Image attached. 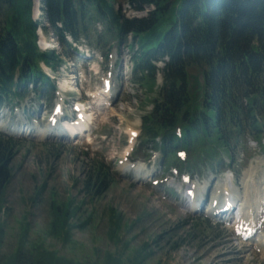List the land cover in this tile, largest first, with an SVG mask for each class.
Returning <instances> with one entry per match:
<instances>
[{"label":"trees","instance_id":"16d2710c","mask_svg":"<svg viewBox=\"0 0 264 264\" xmlns=\"http://www.w3.org/2000/svg\"><path fill=\"white\" fill-rule=\"evenodd\" d=\"M41 1L47 22L62 42L66 34L78 40L86 31L81 21L87 7L93 11L92 17L105 22L112 38L122 41L131 35L134 43L143 45L133 55L135 82L150 92L156 75L152 62L169 57L163 88L142 123L143 141L156 145L157 138L162 137L160 149L168 162L176 161V148H185L193 160L189 169H195L194 161L217 158L219 148L229 152L230 140L239 141L246 134L261 139L258 119L264 122V0H129L138 12L153 7L146 17L132 19L115 9L114 0ZM32 7V0H0V94L7 98L12 96L9 92L18 68L22 79L25 75L39 76L45 85L48 80L40 72V63L57 68L61 62L55 52L39 50V23L32 19ZM179 128L183 131L180 139L176 135ZM22 142L0 133V245L5 194L14 177L12 163ZM115 182L110 166L103 159L94 160L84 173L82 192L86 198L53 205L52 234L68 239L82 208ZM110 213L108 234L120 240L123 218L113 208ZM191 221L175 227L179 231L173 242L175 250L185 241L203 242L208 237L207 221ZM218 233L213 230L208 238L217 240ZM166 235L168 231L153 243L157 246L165 242ZM147 246L129 261L142 264ZM13 254L16 264L34 263L24 246ZM106 259V264H124L110 254ZM2 260L0 252V264Z\"/></svg>","mask_w":264,"mask_h":264},{"label":"rangeland","instance_id":"374dc122","mask_svg":"<svg viewBox=\"0 0 264 264\" xmlns=\"http://www.w3.org/2000/svg\"><path fill=\"white\" fill-rule=\"evenodd\" d=\"M114 1L115 9H121L128 18L145 17L153 9L146 8L143 12H137L130 6L129 0ZM34 9L35 2L34 16L38 15V21L47 25L42 10L38 14ZM86 9L89 13L83 24L87 26V32L82 34L79 45H87L92 52L98 54V61L94 59V63H97V68L101 70L100 76L91 81L89 86L85 85L86 93L93 94L96 89H102L100 80L106 74H102V71L108 67L104 65V70L101 68V54L104 52L99 49L103 45L99 46L97 41L106 39L103 44L111 45L112 37L110 33L106 34L105 22L90 17L93 12L87 7ZM40 41L47 45L51 43L48 47L63 56L66 62L54 76L59 79L61 85L68 79V87L72 88L74 73L80 69L79 63L75 65L73 62L76 52L69 50L64 54L63 48L52 33L44 32ZM127 41L131 43L133 38L128 37ZM114 49L118 53L119 63L124 65L122 71L127 68L126 81L119 101L111 110L108 108L107 111H101L99 117L93 112L98 118L95 134L86 141L72 144H63L56 139L43 141L33 137L23 140L20 144L12 163L14 177L5 194V212L2 215L4 234L0 245L2 264H16L13 252L23 246L30 252L33 264H106L107 254L119 257L124 264H132L129 260L142 251L146 244L148 250H144L142 264H264L261 252L236 241L229 229L224 226H208L206 223L210 228L208 237L213 230H219L217 240L208 237L203 242L188 240L183 242L180 249L175 250L173 242L176 236H179L175 227L178 228L180 224L188 221L189 214L180 210L176 202L161 196L150 184L121 174L123 166L119 163L125 162L126 159L130 146L129 131L141 133V118L151 111L152 101L157 96V88L161 86L162 80L157 76L156 88L151 92L148 87L135 84L131 73L133 52L128 50L127 45L123 49L121 46L119 52L117 48ZM112 57L108 72L113 74L116 59L114 54ZM163 65L160 64V67L163 68ZM86 101L92 103L91 98ZM33 104L42 105L45 109L50 105L43 97L42 100L36 101L32 98L31 107ZM10 113V104L2 107L0 127L3 122L15 121ZM49 115H45L44 109L40 114L41 118L45 119ZM42 122V126H47V121ZM135 145L139 146V139L135 140ZM263 147L264 142L260 147L248 139L244 142V147L236 152L235 165L241 172L240 177L244 179L246 172L249 177L264 176ZM135 157L138 163H143L142 160L146 159L143 158L145 155ZM102 159L115 174L116 182L93 202H87L78 218L74 220L77 226L69 231L68 239L54 236L51 231L55 218L53 205L71 199H74V202L85 199L82 192L84 173L94 160ZM214 166L217 167L216 164ZM209 168L207 165L201 174L195 175L198 178L197 183L203 181L200 179L207 178L211 172ZM248 181L247 177L245 182ZM252 184L254 188L259 186L253 181ZM215 190L216 188L212 193ZM111 208L123 218L119 232L120 240L117 237L111 238L108 234ZM88 219H91L88 224L81 227ZM191 220L189 219L190 222ZM165 231H168V235L164 237L166 241L156 246L153 241Z\"/></svg>","mask_w":264,"mask_h":264},{"label":"bare ground","instance_id":"6f19581e","mask_svg":"<svg viewBox=\"0 0 264 264\" xmlns=\"http://www.w3.org/2000/svg\"><path fill=\"white\" fill-rule=\"evenodd\" d=\"M34 2H35V9H36V11L38 12V14H39V9H40V0H34ZM34 9V10H35ZM35 18L37 19L38 18V15H35ZM81 107V106H80ZM81 111H82V115H83V119H91L93 116L92 115H89L87 112H85V111H83L82 110V107H81ZM88 125V124H87ZM87 125H81L80 126V128L82 127H86L85 129H84V131L85 130H87ZM76 130H78V129H72L71 131H72V133L73 134H75V131ZM142 169V166H138L135 170L137 171V172H140V170ZM245 184H247V182H245ZM264 186V183L263 184H261V185H259L258 187H256V188H254V191L252 192V194H253V196L251 197V198H248L247 196L248 195H246L245 196V198H244V200H243V202H242V205H240V212L241 213H239V215H248V216H254V213H255V209H256V207H257V199H258V197L259 196H261L263 193H264V191L261 193V191H259L262 187ZM247 187V186H246ZM258 191V192H257ZM225 192L227 193V196H225V197H227L228 198V200H233L234 202H236L237 203V206H239L238 205V202H239V199H241L240 198V196L239 195H232V193H230L229 191H228V189H225ZM261 193V194H260ZM235 204V203H234ZM218 208V207H217ZM260 216V215H259ZM263 240H264V237L262 238ZM263 243V245H264V242H262Z\"/></svg>","mask_w":264,"mask_h":264},{"label":"snow or ice","instance_id":"6c2138e0","mask_svg":"<svg viewBox=\"0 0 264 264\" xmlns=\"http://www.w3.org/2000/svg\"><path fill=\"white\" fill-rule=\"evenodd\" d=\"M133 135H135V133H133Z\"/></svg>","mask_w":264,"mask_h":264}]
</instances>
